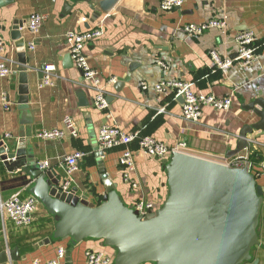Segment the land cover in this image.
Returning <instances> with one entry per match:
<instances>
[{"label": "crops", "instance_id": "crops-1", "mask_svg": "<svg viewBox=\"0 0 264 264\" xmlns=\"http://www.w3.org/2000/svg\"><path fill=\"white\" fill-rule=\"evenodd\" d=\"M103 1L0 0L1 33L8 59L6 65L10 69L7 76L0 78V142L3 143L0 147L7 145L14 151L18 141L24 140L27 149L33 148V156L27 155L28 165L16 171H9L0 158V201L14 193L21 198L35 196L29 173L32 167L47 161L48 169L61 178L63 157L82 150L85 156L73 174L69 191L76 189L78 195H85L95 205L103 202L106 192L97 166L101 158L124 205L132 207L143 199L153 203L155 210L159 209L169 194L166 166L172 154L161 158L149 155L139 149L136 141L132 142L129 145L135 157L132 177L139 184V188L133 189L122 180V168L118 164L122 147L103 150V156L98 158L95 155L100 149L96 135L102 125H115L139 136H153L168 147L184 141L182 153L208 160L220 157L230 160L242 155L252 169H257L264 158V132L253 129L252 134H247L248 149L237 150V141L244 126L259 120L245 106L255 99H264V0H183L179 8L168 12L159 9V0H115L105 10L100 7ZM32 13L46 15L37 34L27 27ZM211 18L224 20L226 29L210 28L200 35H190L182 29L187 24H200ZM15 21L26 24L20 29L25 47L23 57H19L11 36ZM88 29L101 31L99 37L86 43L83 53L106 92L104 109L94 105L90 81L73 65L65 38L69 31ZM245 30L253 31L256 36V58L249 66L234 61L227 73H222L215 67L210 51L221 58L234 59L237 49L234 36ZM31 42L33 50L28 49ZM44 64L55 66V76L52 85L39 87ZM160 79L187 81L199 94L230 95L231 107L218 111L204 106L198 122L185 121L180 117L182 100L173 92L156 93L141 88V82L153 84ZM23 82L29 90L28 108L18 104V88ZM2 95L6 96V107ZM66 116L74 120L77 136L65 134L50 140L36 137L42 129H62ZM257 183L263 189L254 226L258 241L249 247L248 258L239 264H264L263 175L257 178ZM38 201L29 225L16 226L6 217H0V264L45 263L56 258L59 247L64 255L58 264H87V250L105 252L110 256L109 264H117L115 247H108L102 238L55 237L57 217ZM13 249L17 250L14 254L17 258L12 259Z\"/></svg>", "mask_w": 264, "mask_h": 264}, {"label": "water", "instance_id": "water-1", "mask_svg": "<svg viewBox=\"0 0 264 264\" xmlns=\"http://www.w3.org/2000/svg\"><path fill=\"white\" fill-rule=\"evenodd\" d=\"M114 2L104 0L100 7L105 10ZM25 27V23L15 21L11 31L19 57L25 55L20 32ZM18 93V104L28 108L26 82ZM245 109L259 120L241 129L237 150L249 148L247 134L253 129L264 132V99H255ZM28 154L33 156V148L27 149L24 140L18 141L14 151L7 145L0 147V158L9 171L27 166ZM95 155L103 156V150ZM97 166L106 192L99 205L78 195L76 189L62 191L61 178L53 170H42L38 165L30 169L33 194L57 217L55 237L102 238L106 245L115 247L117 264H239L248 258L249 247L257 244L254 226L263 189L247 167H229L175 152L166 166L168 197L159 209L140 214L120 201L101 158ZM16 253V249L11 250L12 259L17 258Z\"/></svg>", "mask_w": 264, "mask_h": 264}, {"label": "built area", "instance_id": "built-area-1", "mask_svg": "<svg viewBox=\"0 0 264 264\" xmlns=\"http://www.w3.org/2000/svg\"><path fill=\"white\" fill-rule=\"evenodd\" d=\"M183 0H159V9L162 12H168L173 9L179 8ZM46 15L41 13H32L28 17V29L37 34L41 28ZM86 21L85 18H81ZM1 20H0V78L7 76L10 69L6 65L8 60L5 54V42L1 33ZM210 28H218L225 30L226 23L222 19L211 18L200 24H187L182 27L183 31L190 35H200ZM101 35L99 29H88L83 32L69 31L65 34V38L69 43V56L73 65L81 71L84 79L90 81L93 88L94 105L99 109L107 107V100L105 97L104 87L100 86V82L96 72L88 65V61L83 53V49L87 42L97 38ZM236 42V55L234 59L221 58L215 51H210V56L217 69L222 73H227L231 68L232 63L236 61L242 66H249L256 58L255 54V41L256 36L253 31L245 30L238 32L234 36ZM28 49H34V43L28 44ZM55 66L53 64H44L42 67V80L39 87L53 84V77ZM143 90L151 89L156 93H164L171 91L175 97H179L181 101L180 117L189 122H198L202 108L204 106L212 107L218 111H227L231 107L232 99L230 95L215 96L213 94H199L192 90L189 82L184 80L160 79L159 81L148 84L141 82ZM3 106L6 107V96L2 95ZM65 134L73 137L77 136L76 124L74 120L68 116L63 119L62 129H42L37 132L36 137L41 140H50L62 138ZM5 134V137H8ZM136 141L140 150L149 155L156 157H165L166 155L175 152H182L185 146L184 141H178L175 146L168 147L161 141L153 136H139L135 133L125 132L115 125H102L96 135V142L101 150H109L117 147H122V154L119 157L118 164L122 168V180L127 183L131 188H139L138 182L132 177L135 170V157L129 145ZM85 152L82 150H74L63 157V170L64 175L61 177L59 187L64 192H69L71 185L74 181L73 174L78 170L81 160L84 158ZM229 167H247L257 180L259 176H264V158L260 161L257 169H252V166L247 161L245 156L239 155L230 160L224 157L211 160ZM40 169H48L47 161L38 162ZM38 199L35 196H28L21 198L18 193H14L8 199L0 201V217H6L16 226H26L31 222V216L37 208ZM140 214H144L147 210H155L153 203L143 199L138 200L133 206ZM64 250L59 247L57 249L56 258L49 260L45 263L35 261L34 264H58L59 260L63 257ZM87 264H109L110 256L102 251L87 250L85 252Z\"/></svg>", "mask_w": 264, "mask_h": 264}, {"label": "trees", "instance_id": "trees-1", "mask_svg": "<svg viewBox=\"0 0 264 264\" xmlns=\"http://www.w3.org/2000/svg\"><path fill=\"white\" fill-rule=\"evenodd\" d=\"M108 246V245H107ZM108 247H110V246H108ZM96 251V250H95ZM107 254V253H106Z\"/></svg>", "mask_w": 264, "mask_h": 264}]
</instances>
